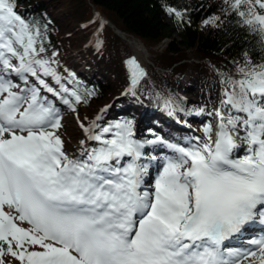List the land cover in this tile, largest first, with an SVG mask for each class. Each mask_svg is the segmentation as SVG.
I'll return each instance as SVG.
<instances>
[{
  "label": "snow or ice",
  "instance_id": "1",
  "mask_svg": "<svg viewBox=\"0 0 264 264\" xmlns=\"http://www.w3.org/2000/svg\"><path fill=\"white\" fill-rule=\"evenodd\" d=\"M225 12L264 35V0H226ZM49 23L0 0V264H264V234L226 247L264 222V61L245 53L238 76L224 72L214 138L211 121L203 139L140 138L132 116L105 121L106 106L80 121L87 136L72 155L58 131L64 106L79 116L95 90L45 47ZM128 63L135 92L146 70Z\"/></svg>",
  "mask_w": 264,
  "mask_h": 264
},
{
  "label": "trees",
  "instance_id": "2",
  "mask_svg": "<svg viewBox=\"0 0 264 264\" xmlns=\"http://www.w3.org/2000/svg\"><path fill=\"white\" fill-rule=\"evenodd\" d=\"M225 4L226 0H20V9L27 18L41 23L50 21L51 42H46L45 47L49 51L53 47L59 49L62 68L66 66L76 73L79 88H94L89 101L81 103L78 117L89 122L101 107L111 104L104 120L132 116L137 136L143 138L149 127H155L146 126L147 119L138 125L146 105L151 109L170 110L164 97L175 96L183 107L179 113L193 112L194 108L186 104L178 90V80L186 74L189 62L205 67L209 75L218 78L207 61L237 76L236 63L244 59L245 53L255 63L264 61V35L241 24L234 12L227 14ZM169 6L185 10L183 19L168 11ZM94 10L109 18L127 37L138 38L151 52L147 73L138 82L135 92H128L125 97L116 98L128 83V60L133 51L127 39L108 23L99 30L98 48L89 52L94 58L91 67L81 71L72 63L70 50L90 48L85 43L100 25V21L95 20L76 31L79 25L94 18ZM213 15L220 16V20L205 24L204 20ZM163 41L166 45L162 50L157 49ZM191 50L198 61L192 59ZM67 82L73 86L71 80ZM63 118V128H66ZM153 119L166 126L158 116Z\"/></svg>",
  "mask_w": 264,
  "mask_h": 264
},
{
  "label": "rangeland",
  "instance_id": "3",
  "mask_svg": "<svg viewBox=\"0 0 264 264\" xmlns=\"http://www.w3.org/2000/svg\"><path fill=\"white\" fill-rule=\"evenodd\" d=\"M87 21L79 25L80 27L76 28V31H79L81 27H88L90 24H87ZM98 36V30L95 29L93 33L90 35L89 39H94ZM97 40V39H96ZM93 41L90 44L85 43L86 46H89L90 48H75L73 50H70L72 52V63L80 65L79 67L81 70H86L91 67V63L93 62L94 58L93 56L89 55V52L94 51V49L98 48L97 42ZM165 41V40H164ZM162 42L161 44L157 45V49L162 50L163 47L166 45L165 42ZM133 51V50H132ZM143 52L150 58L151 52H149L144 45ZM145 55V56H146ZM146 56L145 63H148L150 60H148ZM191 56L193 60H196L195 57L196 54L194 53V50H191ZM145 69V65H144ZM218 77V76H217ZM132 78V74L130 76ZM185 86L190 87V90H194L197 92V94H192L191 91H188L184 89ZM224 87V84L221 80V78H215L214 76L209 75V71L206 70L205 67L199 66L197 63L189 62V67L186 71V74L179 78L178 80V90L179 93L183 96L184 99H186V104H189L191 107H195L196 109L203 108L204 111L200 112V115H191L188 113H181L183 115H186V119H182V123L185 125V130L183 131L187 132L189 136H200L202 139L204 138L202 130H204V121L209 118V114L213 113L211 108H219L220 102L223 99L222 94V88ZM199 93V94H198ZM136 109V107H135ZM85 120L79 118L75 113L72 112L67 115L66 117V128L63 129L59 134L62 136V138L65 141V147L69 151L70 154L76 155L77 148L80 146V142L82 140L86 139L87 133L85 132L84 127L81 125L80 121ZM184 121V122H183ZM201 121V122H199ZM85 123H88L84 121ZM203 122V124H202ZM214 126V120L211 121ZM181 123V124H182ZM183 124L180 125L183 127ZM215 130V128H214ZM191 134V135H190ZM190 137V138H191ZM75 148V149H74Z\"/></svg>",
  "mask_w": 264,
  "mask_h": 264
},
{
  "label": "bare ground",
  "instance_id": "4",
  "mask_svg": "<svg viewBox=\"0 0 264 264\" xmlns=\"http://www.w3.org/2000/svg\"><path fill=\"white\" fill-rule=\"evenodd\" d=\"M127 39H129V42H130V45H131V47L133 49V53L135 54V57L139 60L140 65L144 68L145 60H146L145 58H146L147 55L143 52V50H144L143 43L140 40H138L137 38H134L132 36H129V38H127ZM147 58H148V56H147ZM184 89L185 90L188 89V91H191L192 94H197V92H195L194 90H190L191 88L188 87V86H185ZM209 115H210L209 118L207 120H205L204 123L214 120V126H215V131H216V125L218 123V116H217L215 110H214L213 113H211ZM199 122H201V121H199ZM202 124H203V122H202ZM215 131L213 132V138L215 137ZM202 132H203V135L205 137L206 134H205L204 130H202Z\"/></svg>",
  "mask_w": 264,
  "mask_h": 264
},
{
  "label": "water",
  "instance_id": "5",
  "mask_svg": "<svg viewBox=\"0 0 264 264\" xmlns=\"http://www.w3.org/2000/svg\"><path fill=\"white\" fill-rule=\"evenodd\" d=\"M106 19V18H105ZM107 20V23L109 24V25H111L115 30H116V32H118L122 37H124V38H127L126 37V35H125V32L123 31V30H121L120 28H115V24L112 22V21H110V20H108V19H106ZM127 42H129V39H127ZM130 43V42H129ZM212 68L216 71V72H218V69H217V67H215V66H213L212 65Z\"/></svg>",
  "mask_w": 264,
  "mask_h": 264
}]
</instances>
